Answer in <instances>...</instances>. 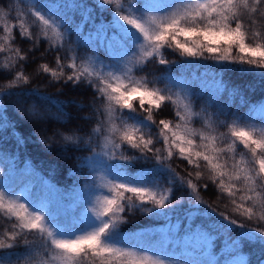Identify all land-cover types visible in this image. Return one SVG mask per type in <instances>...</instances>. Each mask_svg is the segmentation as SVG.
<instances>
[{
  "label": "snow or ice",
  "instance_id": "snow-or-ice-1",
  "mask_svg": "<svg viewBox=\"0 0 264 264\" xmlns=\"http://www.w3.org/2000/svg\"><path fill=\"white\" fill-rule=\"evenodd\" d=\"M94 5L0 0V54H5L0 81H6L0 83V132L10 124L9 102L45 131L51 118L37 101L56 104L63 114L65 104L27 87L32 77L25 69L41 38L47 47L40 55L55 52L54 66L38 63L35 76L43 73L48 85L92 90L90 114L83 117L88 128L54 130L39 141L48 148L55 144L87 169L79 174L82 182L77 178L70 189H61L27 164L18 171L15 155L0 148V165L8 166L0 176V223L10 225L0 233V249L8 250L0 264H264V226L257 227L264 225V101L251 103L237 86L229 92L240 97L235 111L226 110L231 103H217L226 89L223 73L251 74L264 84V0H94ZM12 12L18 25L9 23ZM105 12L111 13L109 21ZM17 39L31 42L27 52L16 46ZM208 60L219 66L211 92L203 79L207 71L180 77L170 68L166 76L147 71L157 64L187 70ZM246 87L255 90L252 83ZM65 103L83 108L76 99ZM241 105L248 112L241 114ZM168 107L171 118L157 120ZM12 135L18 151L26 138ZM177 153L186 161L188 178L170 164ZM136 163L151 167L130 171ZM205 172L215 191L197 183ZM201 189L217 202L226 200V211L206 203ZM184 203L183 216L173 219ZM138 213L164 224L122 233L120 226ZM257 249L262 255L254 262Z\"/></svg>",
  "mask_w": 264,
  "mask_h": 264
},
{
  "label": "trees",
  "instance_id": "trees-1",
  "mask_svg": "<svg viewBox=\"0 0 264 264\" xmlns=\"http://www.w3.org/2000/svg\"><path fill=\"white\" fill-rule=\"evenodd\" d=\"M12 3L15 0H11ZM89 6L95 7L94 0H86ZM97 12V22L101 18V13L99 9H96ZM11 19L15 20L16 25L19 23L16 20L15 12L11 13ZM102 17L105 21H109L111 19V13L105 12L102 14ZM77 22L79 21V16L76 17ZM88 28L85 27V34H87ZM2 35V32H0ZM18 35V34H17ZM16 46L20 47L22 51L27 52L31 47V42L25 40L23 43L20 42L19 39L16 40ZM47 47V43L43 41L41 38V46L35 51V59L30 55L28 61V67L25 69V74L32 77V83H30L27 87L38 88L41 93L47 96H51L53 100H58L62 104H65L63 108V114L60 110V107L56 104L47 103L44 101H37L41 108L46 109L49 117L51 118L49 123L47 124V131H45V126L40 125L37 126L29 122V118L23 116L22 113H19L15 110L14 105L9 102L5 105L6 107V116L7 120L10 122L7 129L5 131L0 132V148L4 150L5 155L13 154L16 157V167L18 171H22L25 165H29L32 169L35 170L38 177H42L46 180L51 181L57 187L61 189H70L74 181L79 178L81 182L83 181V176L79 175L81 171L84 173L87 172V169L81 170L78 167L77 162L70 161L66 158L64 153H61L55 144L52 145L51 148L46 147L44 144L40 143L41 139L50 136L52 131L60 130L65 132H73L77 129L85 130L90 125L83 120V117L88 116L89 106L88 101L92 99L91 89L85 90L83 86L75 89H71L70 86L61 87V85H48L47 79L44 78V74L41 73V78H37L34 74V69L38 66V63H48L49 66H54V57L55 52L46 53L43 57L40 55L41 52L44 51V48ZM80 54L85 55L86 52L83 48L80 49ZM5 54H0V65L5 62L4 59ZM103 58V56H102ZM170 60L179 59L176 56H169ZM19 67V65H17ZM171 69V75L175 77H180L181 75H189L190 72H195L198 76L201 73L207 71L209 74L203 77L206 85V89L211 92L215 91L217 85L213 79L212 73L219 70V66L215 65L212 61H196L195 65H193L190 69L182 70L176 64L172 65H149L147 71L149 73H154L156 76H166L169 74L168 69ZM140 75H144V73H140ZM151 78V77H150ZM222 79L226 83V89L220 94L219 100L217 103L219 105L227 106L231 103V108H226L227 111H235L236 106L240 104V97H230L229 92L231 89L235 87H239L243 92L245 99L250 100L251 103L255 104L258 101H264V84H261L258 80H256L251 74H241L238 72H226L222 74ZM6 81H0L3 83ZM249 83L254 84L255 90L250 91L246 85ZM159 87L163 88L164 83L158 84ZM81 93H84L81 95ZM72 99H76L78 103L83 105V108H77L74 104L65 103ZM204 99H207L205 96ZM204 103V100H200L196 102L197 110L200 105ZM171 107L165 108L162 113H160L156 118L157 120L161 117L171 118ZM248 112V106L241 105L240 113ZM66 114V115H65ZM94 119V118H93ZM59 121V122H58ZM259 122L258 120L256 121ZM199 126V125H197ZM13 131H16L17 135H22L26 138V143L23 144L19 150L16 149V138L12 135ZM157 147H162L161 144H157ZM77 155H88V153H78ZM171 166L176 170V172L185 178H188V167L186 161H181L178 158V153L176 158L170 161ZM142 167H151V165H144L143 163H136L130 166V171H136L141 169ZM203 170V169H202ZM1 176L5 175L8 171L7 164L0 165ZM191 171H195V169H191ZM72 172H75L77 175H72ZM26 180L27 178H23ZM32 179H37V177H32ZM18 184L21 181L17 182ZM198 184L202 185L204 183H209L210 190L215 191L214 185H211L208 180L207 173L205 172L204 179L201 181H197ZM82 186V184H81ZM180 195L179 191H177L173 197V203H175V198ZM201 196L206 201V203L211 204L213 207H216L219 211H226L224 205L226 200L217 202L215 197L210 196L205 193L201 189ZM181 211L177 212L173 219H177L183 216L182 209L187 207V204L184 203L181 206ZM229 214H231L229 212ZM71 217H69L70 219ZM240 219L239 217H236ZM164 224L163 220H154L151 219L147 215H140L139 213L133 217L129 223L123 224L120 226V231L126 235H131L135 232H140L148 228L160 227ZM2 225V223H0ZM264 225H257V227H261ZM2 233V232H0ZM219 250L220 241H217ZM4 249H0V254H3ZM250 251V249L245 246V252ZM262 254L257 249L252 256L253 261L255 262L257 257H260Z\"/></svg>",
  "mask_w": 264,
  "mask_h": 264
},
{
  "label": "rangeland",
  "instance_id": "rangeland-1",
  "mask_svg": "<svg viewBox=\"0 0 264 264\" xmlns=\"http://www.w3.org/2000/svg\"><path fill=\"white\" fill-rule=\"evenodd\" d=\"M26 19V18H25ZM34 19V18H33ZM17 22L19 23L20 21L16 18ZM9 23L14 24L15 20L10 19ZM34 29L30 28V31H33ZM198 127V126H197ZM0 176H1V171H0ZM6 227H10V225H6L4 223H2V225H0V232H3L5 230Z\"/></svg>",
  "mask_w": 264,
  "mask_h": 264
}]
</instances>
